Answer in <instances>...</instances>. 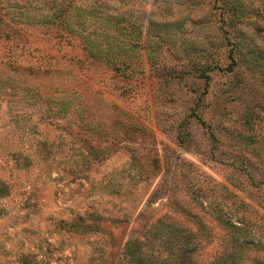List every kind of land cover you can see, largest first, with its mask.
Wrapping results in <instances>:
<instances>
[{"label":"rangeland","instance_id":"obj_1","mask_svg":"<svg viewBox=\"0 0 264 264\" xmlns=\"http://www.w3.org/2000/svg\"><path fill=\"white\" fill-rule=\"evenodd\" d=\"M131 255L264 264V0H0V264Z\"/></svg>","mask_w":264,"mask_h":264},{"label":"trees","instance_id":"obj_2","mask_svg":"<svg viewBox=\"0 0 264 264\" xmlns=\"http://www.w3.org/2000/svg\"><path fill=\"white\" fill-rule=\"evenodd\" d=\"M90 12H92V14H93V12H94L93 7H91V8L89 9L88 14H90ZM79 14H81V13H79ZM54 16H56V14H55ZM78 17H80V15H79ZM108 17H109V18H106V20H107L108 22L105 21V23H108V24H109V22H111L113 25H116V23H120V21L115 20L117 17H115L114 15H111V16H108ZM90 20H91V19H90ZM74 21L81 22L82 24L84 23V20H75V19H74ZM115 27L118 29L120 35H123V34L125 35L124 27H123L122 25H121L120 27H117V26H115ZM82 36L87 37V34H86V35L82 34ZM85 37L82 39V45H83L84 49H85L90 55H92V56H94V57L97 56V50H96V48L94 49V46L92 47L90 41H89V40L87 41V40L85 39ZM98 50H99V49H98ZM116 53L118 54V52H116ZM103 56H104V58L106 59V61H111V59H109L110 57H108V56H106V55H103ZM131 256H132L131 259H132V261H133L135 264H143V263L141 262V260H140L141 257H139V256H135V255H131Z\"/></svg>","mask_w":264,"mask_h":264}]
</instances>
